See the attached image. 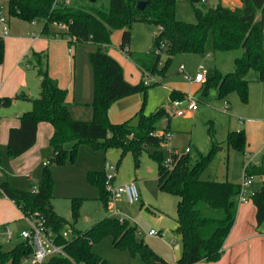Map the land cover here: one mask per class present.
<instances>
[{
  "label": "trees",
  "instance_id": "trees-1",
  "mask_svg": "<svg viewBox=\"0 0 264 264\" xmlns=\"http://www.w3.org/2000/svg\"><path fill=\"white\" fill-rule=\"evenodd\" d=\"M139 1H145L142 9ZM193 4L200 0H190ZM241 5L231 9L221 2L207 7L193 5L195 22H186L175 16L176 0H109L108 6H98L96 0H71L70 4L56 0H8V14L27 22L43 21V33H51V25L63 24L62 36H71L73 42H90L95 50L89 53L93 72V116L89 121L74 119L67 103V91L59 86L48 72L46 52L32 51L28 63L39 78V95L31 98L24 93L14 97L0 98L3 103L13 99H28L31 108L23 112L20 124L11 127L8 133L6 154L17 157L28 150L36 139L39 122H48L53 127L49 143L52 157L41 173L35 191L12 186L8 181L0 182V194L11 200L25 215L43 217L54 235L55 242L63 245L67 256L54 255L42 264H109L93 252L95 243L111 237L112 246L126 250L131 257H140L145 264H194L200 261L215 262L222 254L224 241L235 222L240 204V184L229 180H207L201 177L220 144L212 137L208 154L201 155L191 164L187 153L172 155L171 163L165 162L163 134L157 122L168 115L166 107L160 105L145 114L144 104L147 89L144 79L130 83L124 78L122 66L106 47L111 43L114 30H122L121 49L130 43L131 26L135 22L150 24L161 29L153 37L154 50L130 51L128 57L145 75L164 76L176 54L202 53L211 34L212 53L240 51L233 60L231 71L222 73L216 65L207 76L201 89L216 87L219 98L236 92L244 103L248 101L250 72L264 84V0H239ZM202 3V2H201ZM163 45V46H162ZM4 40L0 39V63L3 61ZM164 55V59H162ZM154 84V83H153ZM140 93L142 105L136 113V121L128 119L120 123L109 120L110 105L122 97ZM183 99V94L170 92V100ZM244 130H231L225 143L228 147L244 151ZM71 143L69 149L66 145ZM86 145L92 150L119 151V161L132 154L135 164L141 152L150 148L148 155L157 164V184L161 191L178 197L174 233L181 238V254L174 263H169L146 243L137 240L135 224L128 219L106 216L89 228L75 227L79 216L81 198H71L69 221L53 208V176L51 165L74 163L78 147ZM246 175L262 177L261 186L250 199L255 207L256 230L264 233V161L248 163ZM105 171L87 172V182L98 188V200L107 208L109 192L106 189ZM69 229L71 237L65 238L61 231ZM32 254V246L19 240L9 250L0 244V264H23Z\"/></svg>",
  "mask_w": 264,
  "mask_h": 264
},
{
  "label": "rangeland",
  "instance_id": "rangeland-1",
  "mask_svg": "<svg viewBox=\"0 0 264 264\" xmlns=\"http://www.w3.org/2000/svg\"><path fill=\"white\" fill-rule=\"evenodd\" d=\"M221 1L207 0L205 3L196 2L193 4L190 0H176L175 16L177 19L192 23L195 22L193 5L201 6L204 4L205 6L210 7ZM96 4L98 6L106 7L109 4V0H96ZM0 6L3 10V14L7 20H9V35L4 38L3 55V61L5 62V60H7V65L4 71L0 69V86L2 87L1 94L4 96H6V94L10 95L11 93L8 92L11 90L10 88H18V84L22 82H25L26 88H31V92H33V88H39L38 76L36 75L35 70L25 68L27 69L26 73L19 75V73L11 71L10 68L11 63L17 56V53L22 46V41L19 43L17 42L19 36L23 35V37L25 36L32 38L33 35L39 34L38 30L33 31L32 29L35 28H29L30 30L28 29V32H26V29L24 32H22L20 20L17 17L8 14V0H0ZM116 32L120 33V30L117 29ZM155 32H157L156 26L142 22L133 23L131 26L129 47L138 48L136 50L142 51L154 50L153 33ZM112 34L111 36L114 35ZM211 53V34H209L204 51L202 53L175 55L171 60L164 76L147 75L144 81H146L148 84L150 83L151 86H149L147 89V99L144 104L145 114L149 113L160 105H164L165 107L168 106V94L171 89V83L175 78H182V73L178 70L179 64L181 62L185 65L186 71L192 70L194 72L199 67V65H202V71L205 74L208 73V75H206L207 77L210 76L211 72L214 70V64L222 73L231 71L233 68V60L235 57L239 56L240 51H231L227 53L218 52L215 54V58L210 56ZM185 55H190L189 57L191 58L189 60L179 58L180 56L187 57ZM162 59H164V55ZM21 61L24 65V61ZM248 78L250 80L248 95L249 100L250 88L257 85L260 86L263 83L255 79L254 72H250ZM138 81H141L140 72ZM187 95L195 96L192 92L187 93ZM231 95L237 97L238 104L243 105L244 102L240 100L236 92H231L229 96ZM217 96L218 91L216 87H209L207 91L204 92L201 90L196 94L199 108L203 105L210 104L209 102L212 100L215 101L213 104L211 103L209 107L212 109V111L214 108V112L209 114L211 116L213 115V117H211V124L214 128L213 139L220 144V148L215 152L213 158L207 164L201 177L207 180H231L234 183H241L244 177V163L247 160L244 158L242 151L228 147L224 140L226 132L225 125L228 123L229 119H232V123H238L239 120L237 117L233 116V112L226 107V103L223 102L224 99H219ZM227 100L229 99L227 98ZM10 107L11 106H1L0 115L8 116L12 109ZM179 117L182 118L181 116ZM132 119L133 122L136 121V118L133 117ZM164 121L165 118H162L157 122V128L159 131L162 130ZM195 125L196 126L193 129V135L191 137L189 134H186L187 131L185 130H180L178 133L171 130L172 135L170 137V143L174 147L178 148L179 153H186V148L190 147L191 152L188 153V156L190 158L191 164H195L196 161L201 158V155L208 154L212 147V137L210 135V124L208 121L205 120V122H203L198 119L195 121ZM190 139L191 142H189ZM81 147H84L82 148V151L85 149L90 157H92V166L96 171H105L106 173L109 172L108 165L115 167V178L113 180V185L124 184L130 179H135V183L139 189V200L137 202L129 203L125 196H120L114 199V207L110 206L108 203L107 208H105L101 201L98 200V188L90 185L87 182L86 173L85 182L81 180L76 182L78 179L76 181L71 180L75 181L71 191L73 190L74 192L81 194L74 197L82 199L79 207V216L74 223L75 227L79 230H84L106 216L126 218L132 224L136 225L137 240L149 245L169 263L174 262L176 258L180 256L182 249L180 235L174 233L173 231L177 216L178 197L175 194L167 193L159 189L156 179L157 164L148 155L151 149L149 147L144 149L140 154L138 163L135 164V160L130 153H127L119 161V151L116 149L110 148L108 150H92L86 145H80L78 147L77 157L80 154V159L83 157L80 153ZM167 148L169 147L163 146L165 157L169 155ZM0 150L1 155L6 157L7 154L4 145L0 146ZM247 164L248 163H245V165ZM55 166H64V164ZM0 173H3L2 169H0ZM1 178L2 177H0V181L3 180V178ZM252 181L253 182L251 185L247 187V190H258L260 187L259 177H255ZM24 182L25 183L22 184H25L26 186V181ZM32 182L34 184L35 181ZM70 186L71 185H69V188ZM67 187L68 186H66L65 190L67 192H71L68 190L69 188L67 189ZM92 191H94L96 194L91 195L90 193ZM54 201L58 212L64 215L65 218L70 221L72 219L71 198H65L62 196L54 199ZM10 205L12 204H9L4 199V196L0 194V223H3V220L6 218H10V228H12V230H14L16 233H19L20 231L27 229L28 226L25 220L18 218L15 212L16 210H14L15 208H10ZM239 208L244 213H247L248 216H251L252 212L254 211V205L252 204L250 197L245 201H241ZM116 210L117 214L114 213ZM5 224L7 223H4V225ZM151 229L157 231V234L149 235L148 232ZM0 243L4 249L9 250L16 244V239H13L10 242L1 239ZM92 250L102 259L106 260L109 264H145V262L140 257H131L128 251L115 249L112 246L111 237H105L95 243L92 247ZM29 263V260L23 262V264Z\"/></svg>",
  "mask_w": 264,
  "mask_h": 264
},
{
  "label": "crops",
  "instance_id": "crops-1",
  "mask_svg": "<svg viewBox=\"0 0 264 264\" xmlns=\"http://www.w3.org/2000/svg\"><path fill=\"white\" fill-rule=\"evenodd\" d=\"M221 3L231 9L238 8L241 5L239 0H223ZM19 20L22 32H24L25 29L27 30L26 32H28L29 28H35L32 30H38L39 34L33 35L32 38L25 36L23 37V35L19 36L17 42L19 43L22 41V46L18 51L17 56L11 63V71L19 73V75L25 74L27 70L25 68L32 69L28 63L31 52H46L48 55L49 75L57 81L59 86L66 89V99L71 116L76 120H91L93 116L91 105L93 100V72L88 61V55L91 51L95 50V45L90 42L68 43L65 38L60 35V33H62L65 29H63L59 24L51 25V33L44 34L42 31L44 25L43 21L27 22L21 19ZM7 22L9 25V20H7ZM116 31L117 30H114L112 32L114 35L112 34V41L106 47L107 52L122 66L124 78L130 83L135 84L139 82V72L141 80L145 79L147 75L143 76L142 71L132 62L126 52L127 50H142H136L138 48H130L129 46L124 50L121 49L120 43L122 38V30H120V33H117ZM8 35L9 29L7 36ZM181 54L189 53H179L176 55ZM185 56L187 57L180 56L179 58H184L187 60L191 58L189 57L190 55ZM21 60L24 61V65L22 64ZM6 62L7 60L0 63V69L2 71H4L6 68ZM181 64L183 63L181 62L179 66ZM183 66L184 68L182 71L178 69L179 72L182 73V78L180 79V77H178L172 81L170 92L177 91L182 93L183 98L186 97L187 93L192 92L195 95L194 97L198 100L196 94L202 90L201 87L203 83H197L185 78L186 74L193 76L198 71V68L193 72L192 70L186 71L184 64ZM206 75H208V73L205 74V77ZM25 85L26 83L22 82L18 84V88H10L11 90L8 92L11 94H6V96L1 94L2 87L0 86V98H12L18 93H24L31 98L37 97L39 95V88H33V92H31V88H26ZM170 92L168 94L167 103L171 101ZM229 95H227L225 98H222L224 99L223 102L226 103V107L233 112V116L237 117L239 121L238 123H232V119H229L228 123L225 125L226 132L224 137L226 138L227 133L231 130H244L246 143L242 154L247 160L245 163L260 164L262 161H264V85L262 84L260 86L257 85L255 87H251L249 100L248 102L243 103V105L237 103V97ZM227 98L229 100H227ZM214 102L215 101L212 100L209 103L213 104ZM210 104L203 105L200 108L197 104V108L193 112L181 116L182 118L172 115L164 116L163 118H165V121L163 123L162 130H168L170 132L173 130L176 133L180 132V130H185L187 131L186 134H189L191 137L193 135V129L196 126L195 121L200 119L203 122H205V120L208 121L210 124V130L213 131L214 136V128L211 124V117H213V115L211 116L209 114L214 112V108L212 111V109L209 108ZM141 105L142 95L140 93H134L117 99L109 107V120L113 123H120L131 119L135 117L136 113L140 110ZM1 106H11L10 108H12L8 116L0 115V146L4 145L6 149L9 129L11 127L19 126V117L23 112L31 108V101L28 99H13L8 103H3V101H1L0 107ZM52 133V125L48 122L42 121L37 125L35 143L24 153L17 157H9L7 155L5 157L4 155H1L0 150V169L3 171V173H0V177L3 178V180L0 182L8 181L12 186L24 190L33 189V186L37 185L41 177L43 167L46 165V163L49 164V161L52 157V148L49 143ZM189 142H191V139ZM70 147L71 143L66 145L67 149ZM168 147L179 151L178 148L174 147L170 143V140ZM82 148L84 147H81L80 153L83 157L80 159L79 154L77 161H75L76 163L72 164L67 161L64 166L51 165V172L54 182L52 204L53 208H55L54 210L63 217L65 216L60 214L56 209L54 199L62 196L65 198H72L74 196L81 195L78 194V192H74L73 190L71 191L75 181L78 179L76 182L80 180L85 182L86 173L88 171L95 170V168L92 166V157H90L85 149L82 151ZM188 148V153H190L191 149L190 147ZM255 177H259V184L261 186L262 177L253 176V179ZM24 181H26V186L25 184H22L25 183ZM32 181H35L34 184ZM129 181H135V179H130ZM69 185H71L70 188ZM66 186H68L67 189L69 188L68 190L71 192H67L65 190ZM90 194L95 195L96 193L92 191ZM4 199L9 204H12L9 206L10 208H15L14 210H16L15 212L18 218L25 220L19 208L5 196ZM10 220V218L3 220V223H0V228L4 225V223H7L5 225L10 226ZM14 233L16 235L18 234V232L16 233L15 231ZM17 241H19V239H16V242ZM194 264H264V233H260L256 230L255 207L251 216H248L247 213H244L238 206L235 222L233 223L224 241L222 254L218 261H200Z\"/></svg>",
  "mask_w": 264,
  "mask_h": 264
},
{
  "label": "built area",
  "instance_id": "built-area-1",
  "mask_svg": "<svg viewBox=\"0 0 264 264\" xmlns=\"http://www.w3.org/2000/svg\"><path fill=\"white\" fill-rule=\"evenodd\" d=\"M57 2H63L64 4H70L71 0H56ZM202 3L207 2V0H200ZM63 29L65 25L59 24ZM161 27H157V32ZM153 33V37L156 33ZM8 34V22L7 18L3 14V10L0 6V39H4ZM65 40L70 43L73 42L74 38L71 36H63ZM163 46V45H162ZM184 68L183 64L179 66V70L182 71ZM185 78L190 81L197 83H203L206 79L205 73L202 71V65H199L198 71L193 75H185ZM145 84L146 81H144ZM1 103V100H0ZM197 108V99L192 95H186L183 99L171 100L166 107L168 115L172 116H184L187 113L193 112ZM165 140V147H168V143L171 137V132L168 130L161 131ZM169 155L165 158L166 163H171L172 155H179V151L173 148H167ZM189 148H186L187 153ZM47 164V163H46ZM246 166V165H245ZM109 172H106V189L109 192V205L114 207V199L125 196L129 203L137 202L139 200V189L135 181H129L124 184L113 185L114 171L115 167L108 165ZM253 176L246 175L244 172V177L240 184L239 200L245 201L254 193V191H248L247 187L251 185ZM37 189V185L33 186V191ZM117 214V210L114 212ZM23 214V213H22ZM24 219L27 222V229L20 231L17 235L10 228L9 225H3L0 228V240L12 241L13 239H19L27 241L32 246V254L28 259L29 264H42L46 259L54 255L67 256L63 249V245H59L55 242V238L51 230L47 227L46 221L43 217L31 214H23ZM149 235L157 234V231L151 229L148 232ZM61 235L65 238L71 237V231L69 229H64L61 231Z\"/></svg>",
  "mask_w": 264,
  "mask_h": 264
},
{
  "label": "water",
  "instance_id": "water-1",
  "mask_svg": "<svg viewBox=\"0 0 264 264\" xmlns=\"http://www.w3.org/2000/svg\"><path fill=\"white\" fill-rule=\"evenodd\" d=\"M91 1H93V0H91ZM144 6H145V1H139V2L137 3V7H138L139 9H142Z\"/></svg>",
  "mask_w": 264,
  "mask_h": 264
}]
</instances>
